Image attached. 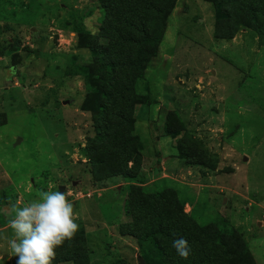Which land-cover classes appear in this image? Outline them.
I'll list each match as a JSON object with an SVG mask.
<instances>
[{"label": "rangeland", "instance_id": "rangeland-1", "mask_svg": "<svg viewBox=\"0 0 264 264\" xmlns=\"http://www.w3.org/2000/svg\"><path fill=\"white\" fill-rule=\"evenodd\" d=\"M97 4L0 0V209L63 186L90 264H137L135 241L121 236L135 184L96 179L88 160L96 95L77 71L90 60L85 45L100 25ZM215 21L211 0H174L157 54L136 84L146 103L134 110L135 182L145 194L174 195L199 226L224 222L264 264V39L248 29L218 38ZM182 141L203 162L182 160ZM12 239L0 213V264H15Z\"/></svg>", "mask_w": 264, "mask_h": 264}, {"label": "trees", "instance_id": "trees-1", "mask_svg": "<svg viewBox=\"0 0 264 264\" xmlns=\"http://www.w3.org/2000/svg\"><path fill=\"white\" fill-rule=\"evenodd\" d=\"M100 25L85 45L89 62L77 74L87 91L95 93L96 135L88 147V160L96 179L123 177L131 184L124 210L127 223L121 236L135 241L146 264H256L238 234L228 228L199 226L183 213L174 195L145 194L136 178L141 145L134 129V110L145 105L136 84L144 78L162 41L166 18L174 0H97ZM215 34L231 39L248 29L264 39V0H211ZM93 100V99H92ZM87 111V110H86ZM177 136L176 131L167 132ZM184 160L203 162V156L185 142L176 148ZM194 161V162H195ZM202 164V163H201ZM184 237L192 249L187 260L177 256L172 241ZM90 264L84 231L56 250L52 264ZM112 264H123L116 261Z\"/></svg>", "mask_w": 264, "mask_h": 264}, {"label": "clouds", "instance_id": "clouds-1", "mask_svg": "<svg viewBox=\"0 0 264 264\" xmlns=\"http://www.w3.org/2000/svg\"><path fill=\"white\" fill-rule=\"evenodd\" d=\"M0 213L13 233L10 247L15 264H52L56 250L74 239L79 229L73 204L59 190L42 191L39 199L22 206L10 203ZM172 247L181 259L192 254L184 237L174 239Z\"/></svg>", "mask_w": 264, "mask_h": 264}, {"label": "water", "instance_id": "water-1", "mask_svg": "<svg viewBox=\"0 0 264 264\" xmlns=\"http://www.w3.org/2000/svg\"><path fill=\"white\" fill-rule=\"evenodd\" d=\"M245 160H246V159H245ZM64 189H65V187L60 186L58 190L64 193ZM136 262H137V264H146V263L144 262L143 258H142L140 255H137V256H136Z\"/></svg>", "mask_w": 264, "mask_h": 264}]
</instances>
